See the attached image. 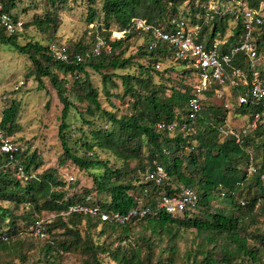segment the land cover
<instances>
[{
    "label": "trees",
    "instance_id": "1",
    "mask_svg": "<svg viewBox=\"0 0 264 264\" xmlns=\"http://www.w3.org/2000/svg\"><path fill=\"white\" fill-rule=\"evenodd\" d=\"M57 1L51 0L53 3ZM202 1L101 0L99 8L98 0H88L87 22L102 24V28L109 30L104 38L111 45V49L95 57L85 56L81 62L58 60L53 56L50 44H43L39 40L21 44L18 41L19 34L10 35L0 27V43L9 44L18 52L27 55L30 62L28 76L34 77L40 85H43L44 78L49 79L63 103L59 126V138L64 150L61 163L71 160L73 166L85 172L98 170L91 172L94 185L78 192L73 188L75 182L69 185L57 169L39 170L43 163L36 150L18 155L25 171L37 172V178L25 181L17 178L15 173L17 166L12 167L9 164V156L0 153V164L6 165L5 170L0 172V231L9 235L8 241L0 242L1 249H7L10 242L25 231V223L26 226L30 224L33 226L34 220L43 212H52L56 213L55 219L44 222L47 239L53 238L48 243L47 251L57 244L54 231L62 230L71 236L70 241H64L63 249L70 250L72 245L84 248L92 259V263L89 264H102L97 256L99 252L108 253L116 264H167L169 261L171 263L172 257L162 256L168 249L160 248L161 253L155 252L159 245L155 239L162 233L170 234L173 229L182 227L196 229L197 236L202 237L196 250L188 253V257H192L190 264L263 262L261 248L250 246L248 239L249 235H252L258 242L263 243L264 235L259 232L251 233L248 228L256 216L257 204L264 198L262 178L264 125L252 131L243 145L238 144L232 137L221 141L218 126L226 120L229 108L224 109L223 105L208 103L207 99L203 102V109L197 118V127L192 133L159 130L157 128L159 122L182 120L188 113L194 84H183L178 87L156 82V75H168V72L176 69L170 64L164 71L156 67L158 62L163 64L172 60V47L169 43L162 42L155 50H149L150 36L130 30L133 18L164 25L174 16L193 13L190 14L192 21H198L203 25L200 40L206 44H210L215 37L224 40L226 44L223 45L222 51L226 52L229 47L238 43L242 33L241 22L232 20L229 16H216L212 22L205 21L199 17ZM246 1L250 6L257 7L263 0ZM186 4H190L191 9L186 10L184 7ZM5 6L9 12H13L17 0H5ZM230 20L235 25L232 27L233 32L228 35ZM58 23L56 13L47 11L44 16L35 15L30 24L42 31L49 27L57 31ZM115 30L129 31L123 35L113 36ZM137 34L144 37V42L138 50L144 62L138 63L137 73H116V70L133 64L134 57L124 55L129 46L128 42ZM255 41L260 59L264 50V24L256 32ZM66 50L72 58L75 54L85 55L86 52L81 45L74 50L66 47ZM182 63L188 66L186 62ZM246 63V56L242 53L235 55L232 61V65L245 68ZM187 66L182 69V73L191 74L195 80L193 69ZM260 67L259 61L257 74L264 79V72ZM89 68L103 75L107 95L111 94L108 83L116 87L122 86L123 92L118 96L123 99L130 97L129 113L120 116L103 106L100 90L93 84ZM60 73L73 76L72 92L68 86V78L61 77ZM115 77L120 82L114 80ZM253 77L254 73L251 72L250 78ZM165 80L171 81L168 76ZM216 87L218 85L208 90L209 98L213 97ZM167 90H171V93L167 94ZM243 90L246 92V88ZM236 95L237 92L233 90L231 97ZM73 96L85 105L84 109L78 111L81 126L75 128H72L69 121L72 109L77 108L74 99L71 98ZM235 109L238 113L251 117L259 107L238 104ZM19 110L20 104L14 100L3 111L0 127L9 135L20 130ZM75 133H79L78 138L75 137L77 136ZM75 146H82L89 152L88 155H78ZM97 149L110 152L122 161V166L110 165L109 159H99L96 155ZM255 151L257 155L255 153L254 156ZM134 159L139 161L135 169L130 168ZM251 160L257 166V171L253 174L249 173ZM154 163L162 164L167 169L170 176L168 182L155 184L142 179L140 171ZM173 184H186L196 189L200 198L195 210L170 215L158 208L161 195L172 193ZM253 189L254 195L246 201L243 200L246 198L245 193L251 195ZM91 193L94 194L95 202L109 211L127 213L138 206L151 207L152 210L140 221L125 224L103 222L93 216L68 213L73 203L82 201L85 195ZM217 200L221 201L224 207L213 206V202ZM5 202L14 204V208ZM20 206L24 211L21 216H17L14 210ZM36 213L39 216L35 217ZM20 218L22 221L18 222ZM139 223L145 224L144 229L150 228L151 233L146 235L144 231L139 232L137 242L133 243L131 239L133 228ZM99 227V240L96 241L94 230ZM112 234H117V237L109 241L108 238ZM104 236V241L100 242ZM169 250L175 252L173 247ZM53 258V254L50 257L46 256L44 261L40 259L37 264H54Z\"/></svg>",
    "mask_w": 264,
    "mask_h": 264
},
{
    "label": "rangeland",
    "instance_id": "2",
    "mask_svg": "<svg viewBox=\"0 0 264 264\" xmlns=\"http://www.w3.org/2000/svg\"><path fill=\"white\" fill-rule=\"evenodd\" d=\"M98 7L101 8V0H98ZM186 10L191 9V5L184 6ZM47 11H53L58 17V29L54 30L53 27L47 28L45 31L38 29L35 25L30 24L35 15L44 16ZM20 19H22L27 25L25 30L18 35V41L21 44H25L28 41L39 40L43 44H50L56 48L67 47L74 50L77 46H83L86 50V57H93V48L98 43L99 39L104 38L108 35L109 30L102 28V24L96 25L95 23L88 24L87 17L89 13V3L88 0H66V2L57 1L55 3L51 0H17V6L13 10ZM102 21V18L100 19ZM234 22L230 20L227 34H231ZM114 29V28H112ZM115 32H118L115 30ZM112 34V32H111ZM113 35V34H112ZM105 39V38H104ZM106 40V39H105ZM144 42V37L137 34L132 37L128 42L129 46L124 55V57H134L133 64L127 68L118 69L115 72L118 74L123 73H137L139 70L138 63L144 62L139 54V46ZM109 51L108 48H102L101 52ZM261 62V70L264 72V50L262 51L261 57L259 59ZM175 66L176 69L168 72V75H156V82H164L166 84H171L174 86H182L183 84H195L194 77L191 74H183L182 69L186 68L182 62H168L163 63L161 71H164L170 65ZM30 62L27 59V55L22 54L15 50L11 45L6 43H0V121L2 119L3 111L5 108L9 107L12 101H17L20 104V112L18 116V122L20 124V130L10 135L15 141H31L36 145V151L39 154V159L42 160L43 165L39 170L43 171L48 168H55L58 173H65L66 169L74 172L75 184L73 188L78 190V192L84 191L86 188H91L94 185V180L91 172L93 171H83L77 169L72 165L71 160L62 162L64 157V150L59 138V126L61 124V113L63 108V103L58 97L57 90L54 89L49 81V79H43V85L39 84L34 77L28 76ZM188 67V66H187ZM107 72V71H104ZM89 73L93 84L100 90V99L105 108L116 112L118 115L126 114L130 112V107L128 104L129 96L124 99L119 97L118 94H122V86H114L108 83L110 89V95H107L105 90V82L103 81V75L100 72L89 68ZM61 77L68 78V86L72 89L73 76H66L60 73ZM170 77L171 81L165 80V78ZM114 80L120 82V80L115 77ZM70 92V93H71ZM171 90H167V94H170ZM73 94V93H71ZM74 99L77 108H73L71 111V116L69 121L72 124V128L76 126H81V119L79 117L78 111L84 109L85 105L75 97ZM228 102L230 103V108L227 111L226 119L228 122L237 128H240L248 123L249 117L238 113L235 109L239 104L235 97L229 96ZM208 103H213L214 105H223L226 109L222 100L210 97L208 98ZM78 138L79 133H75ZM74 137V138H75ZM78 155L87 156L88 151L82 146H75ZM88 152V153H87ZM254 156L255 153L253 152ZM99 159L110 160V165L122 166V161L117 159L114 155L107 151H101L97 149V154ZM139 165L138 160H132L130 168H136ZM65 171V172H64ZM100 171V170H99ZM102 172V171H101ZM139 173V171H138ZM134 174V173H133ZM131 176V174H130ZM128 176V177H130ZM127 177V178H128ZM70 185V184H69ZM255 193V189L252 190L251 195L245 193V199H250ZM6 205L12 206L14 204L10 202H5ZM244 204V203H243ZM213 206H223L221 201H214ZM245 207V206H244ZM24 208L20 206L19 209H15V214L21 216ZM244 209V208H243ZM256 216L253 221L249 224V232H259L264 235V198L256 206L255 210ZM39 216L38 213L35 217ZM40 217L46 223L47 221L54 220L56 213L43 212ZM33 218V217H32ZM22 218L18 222H21ZM27 222V221H26ZM24 225V224H23ZM145 224L139 223L133 228L132 242H137V237L139 232L144 231V234L149 235L151 229H144ZM23 233L16 236L15 239L10 242L7 249L0 248V263L8 264H37L40 259H46V256L54 255V264H89L92 263V259L84 248H76L74 245L70 246V250L63 249V243L65 240H71L69 234L63 233L62 230H55L57 244L52 246L50 251L48 250L49 242L53 240L40 238L32 232V225H24ZM100 227L94 230V240H99L98 231ZM170 234L162 233L158 235L155 239L157 244L155 252L161 253L160 248H166L168 251L162 253L163 257H172V261L167 264H190L192 257H188V253L194 252L201 242L202 237L197 236L196 229L189 228L186 229L182 227L181 229H173ZM117 234H112L109 237V241L115 239ZM105 236L100 239L104 241ZM248 242L250 246H258L261 248V253L263 256L264 264V242H258L252 235H249ZM67 245H69L67 243ZM212 245H210L211 247ZM173 247L175 252L172 253L169 248ZM98 258H100L102 264H116L112 260L108 253H98ZM168 260V259H167ZM247 263L252 264L250 261Z\"/></svg>",
    "mask_w": 264,
    "mask_h": 264
},
{
    "label": "built area",
    "instance_id": "3",
    "mask_svg": "<svg viewBox=\"0 0 264 264\" xmlns=\"http://www.w3.org/2000/svg\"><path fill=\"white\" fill-rule=\"evenodd\" d=\"M189 5V4H186ZM200 18L207 22L215 20L216 16H229L232 20L240 21L242 33L238 43L229 47L226 52L222 51L224 40L217 37L210 44L200 40L203 32V25L198 21H192L190 14L174 16L166 24H152L142 18H133L130 30L150 36L148 42L149 50H155L162 42H167L172 47L173 58L169 62H186L193 69L196 75L193 95L189 99V111L182 120L172 122L161 121L157 124L159 130L174 133L181 131L192 133L197 127V118L203 109V102L209 98L208 90L214 85L213 98L222 100L226 108H230L229 96H233V90L237 92L239 105H257L259 110L249 117L248 123L240 128L232 126L226 119L218 126L220 140L224 141L232 137L238 144L243 145L247 136L260 125H264V79L257 74L259 57L256 44V32L264 24V0L257 7H252L246 0H203L200 3ZM197 15V14H196ZM198 16V15H197ZM0 27L8 34H21L25 30V22L9 12L5 6V0H0ZM124 31L113 32V36L123 35ZM111 49V45L104 38L99 39L93 48L92 56L101 54L102 48ZM53 56L61 61L74 60L81 62L85 59L83 54H75L73 58L67 52L66 47L51 46ZM242 53L246 56V68L232 65L235 55ZM157 68L162 63L156 64ZM254 77L250 78V73ZM243 88H246L244 92ZM36 145L31 141H15L3 128L0 127V153L9 156V164L16 167V176L22 180L37 178V172L28 173L20 164L19 154L31 153ZM92 154V153H91ZM252 161V160H251ZM5 164H0V172L5 170ZM67 171V172H65ZM61 174L64 180L71 184L76 178L74 172L66 169ZM257 171V166L251 162L249 173ZM142 179L149 183L164 184L170 180L167 169L159 163L149 165L144 171H140ZM264 178V173L262 174ZM172 193H163L160 197L158 208L170 215L184 214L187 210H195L199 202V194L195 188L186 184H173ZM151 207L138 206L127 213L113 212L106 210L95 202L94 194L85 195L82 201L73 203L68 213H78L84 216H93L103 222L129 223L143 219ZM32 232L40 237L47 238L44 220L37 217L32 226ZM9 235L0 231V242L8 241ZM247 264V263H240Z\"/></svg>",
    "mask_w": 264,
    "mask_h": 264
},
{
    "label": "crops",
    "instance_id": "4",
    "mask_svg": "<svg viewBox=\"0 0 264 264\" xmlns=\"http://www.w3.org/2000/svg\"><path fill=\"white\" fill-rule=\"evenodd\" d=\"M251 162H253V161H251ZM254 163V162H253ZM250 165V164H249Z\"/></svg>",
    "mask_w": 264,
    "mask_h": 264
}]
</instances>
